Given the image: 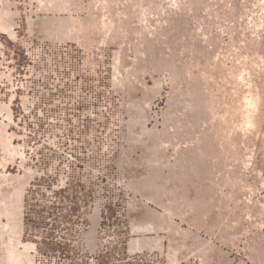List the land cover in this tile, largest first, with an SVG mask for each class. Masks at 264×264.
I'll use <instances>...</instances> for the list:
<instances>
[{
  "label": "rangeland",
  "instance_id": "obj_1",
  "mask_svg": "<svg viewBox=\"0 0 264 264\" xmlns=\"http://www.w3.org/2000/svg\"><path fill=\"white\" fill-rule=\"evenodd\" d=\"M0 104L34 264H264V0H0Z\"/></svg>",
  "mask_w": 264,
  "mask_h": 264
},
{
  "label": "bare ground",
  "instance_id": "obj_2",
  "mask_svg": "<svg viewBox=\"0 0 264 264\" xmlns=\"http://www.w3.org/2000/svg\"><path fill=\"white\" fill-rule=\"evenodd\" d=\"M10 108L8 107V105H5V104H0V111H2V110H7L8 112H10V110H9ZM1 125V124H0ZM3 125V124H2ZM4 127H6V126H0V129L1 130H3V133L4 134H6L7 133V131H6V129L4 128ZM4 129H5V131L6 132H4ZM1 130H0V133H2L1 132ZM3 135V134H2ZM8 136V135H7ZM6 137V136H5ZM6 139V138H5ZM8 139V138H7ZM5 141H7V140H5ZM7 144V143H6ZM10 145V144H9ZM29 170V169H28ZM31 171V170H30ZM27 174V173H26ZM9 175V174H8ZM12 174H10L9 175V177L11 176ZM31 175V174H30ZM14 176V175H13ZM16 177H18L17 175H16ZM20 177H21V175H20ZM28 177V176H27ZM11 178H12V176H11ZM22 178V177H21ZM14 179H16L15 177H14ZM16 180H18V179H16ZM28 180V179H27ZM13 182V181H12ZM19 182V181H18ZM29 182V181H28ZM24 185H26V184H24ZM21 186H22V184H21ZM21 188V187H20ZM24 188L25 187H23L22 186V188L21 189H19V190H17V191H15L16 192V197H17V200H18V203H17V205L15 204V207H11V209H10V207H8V206H10L9 205V203L6 205V201L4 202L3 200H5V198H4V196H3V198L1 197V199L2 200H0V232H2V231H8L9 230V233H10V235H11V237H13V239H16L17 240V242H18V244H21V245H23L22 243V241H21V235H22V233H23V231H22V220H23V216H22V212H21V209H23L22 208V205H23V203H22V197L24 196L23 194V192H25L24 191ZM1 192H2V190H0ZM1 192H0V196H2V194H1ZM5 194H6V192H5ZM8 194V193H7ZM10 194V193H9ZM9 194H8V197H9ZM7 195H5V197H6ZM14 196V195H13ZM15 197V196H14ZM8 200V199H7ZM9 200H11L10 199V197H9ZM12 200H13V198H12ZM17 200H16V202H17ZM23 200H24V198H23ZM14 205V204H13ZM2 206V207H1ZM12 206V205H11ZM23 207H24V205H23ZM2 215H6L7 217H8V222H6V223H4L3 221H2V219H1V217H2ZM24 215V214H23ZM16 217V218H15ZM11 220L13 221V222H11ZM148 225V224H147ZM150 225V224H149ZM148 228V227H147ZM146 228V229H147ZM143 230H145V228L143 229ZM4 233V232H3ZM3 233H1L0 235H2ZM8 233V234H9ZM4 235V234H3ZM2 235V236H3ZM93 235V234H92ZM1 237V236H0ZM9 237V236H8ZM10 237V239H12ZM8 239V238H7ZM137 239V238H136ZM139 239V238H138ZM142 240V239H141ZM11 241V240H10ZM8 242H9V240H8ZM139 242V241H138ZM133 243V242H132ZM146 243H148V242H146ZM158 244V243H157ZM4 245V244H3ZM24 250H21L19 247H17V246H15V245H10V246H8V249H7V254H6V256H5V260H4V258H3V262H2V264H4V263H6L5 261H7L8 263L7 264H34L35 262L33 261V256H32V254H31V250L35 247V245L33 244V243H24ZM139 246V245H138ZM142 246V245H141ZM144 246V245H143ZM149 246V245H148ZM134 248V247H133ZM6 249V248H5ZM0 260V261H1ZM1 263V262H0Z\"/></svg>",
  "mask_w": 264,
  "mask_h": 264
},
{
  "label": "built area",
  "instance_id": "obj_3",
  "mask_svg": "<svg viewBox=\"0 0 264 264\" xmlns=\"http://www.w3.org/2000/svg\"><path fill=\"white\" fill-rule=\"evenodd\" d=\"M54 251H55V249H54ZM58 251V250H57ZM44 257L42 258H40L39 259V261H38V264H46L47 262H48V259H47V257L45 256V255H43Z\"/></svg>",
  "mask_w": 264,
  "mask_h": 264
}]
</instances>
